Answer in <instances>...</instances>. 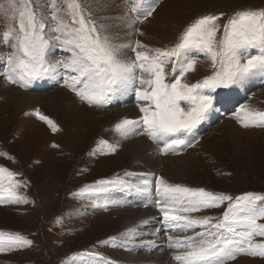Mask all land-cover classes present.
Segmentation results:
<instances>
[{"label": "rangeland", "instance_id": "374dc122", "mask_svg": "<svg viewBox=\"0 0 264 264\" xmlns=\"http://www.w3.org/2000/svg\"><path fill=\"white\" fill-rule=\"evenodd\" d=\"M33 4L38 12L49 14L48 0H33ZM81 4L86 17L95 22L102 36L112 38V43L127 45L139 40L153 51L173 47L200 17L264 8V0H81ZM153 6L155 11L144 19ZM10 15L8 0H0V35L6 30ZM61 15L69 19L65 13ZM223 19L227 20V16ZM133 21L144 35L128 27ZM123 51L127 58H135L131 50ZM10 52L7 44L0 43V71L5 70L4 58ZM71 55L55 46L47 58L55 63L67 61ZM191 55L198 59L197 67L185 80L195 84L214 69L202 54L193 51ZM171 68L169 65L166 69L170 81L175 78ZM69 74L61 67L50 76L32 81L28 88L9 84L0 76V153L4 154L0 155V168L18 174L15 179L21 186L16 191L22 197L20 203H0V232L32 241L30 246L0 251V264H176L169 237L183 239L203 229H172L156 204L150 205L141 197L129 201L127 195L133 196L136 188L126 185H137L146 176L153 181L163 177L171 185L231 196L233 199L220 207L190 214L212 217L213 223L222 219L238 197L247 193L264 195V127L244 128L236 115L242 107L264 111V84H254L257 76L211 93L227 90L221 96L212 95L216 97L213 111H217V116L213 117L211 111L198 129L186 134L189 138L194 136L186 140L191 147L180 146L177 153L163 155V146L140 135L155 147L152 155L157 165L154 171H148L127 152L132 141L120 143L115 131V125L123 119H139L142 113L137 105L145 102L138 101L135 93L129 91L117 94L106 105L90 106L64 87ZM8 90L27 95L18 102L5 94ZM231 93L235 98L228 97ZM224 99L232 101L228 107L224 106ZM69 101L75 104L68 107ZM131 108L136 110L129 114L118 112ZM37 111L51 119L59 130L53 131L41 121ZM117 144L115 152H110L108 146ZM172 162L180 166L179 172L170 168ZM4 176L7 184V173ZM102 180H123L126 185H101ZM146 195L151 196V203L157 202L155 184ZM149 206L152 209H147ZM134 210L157 212L158 245L142 246L150 235H137L136 227L128 226ZM258 223L264 224V219ZM253 243H264V237H255ZM228 264H264V257L239 254Z\"/></svg>", "mask_w": 264, "mask_h": 264}, {"label": "snow or ice", "instance_id": "6c2138e0", "mask_svg": "<svg viewBox=\"0 0 264 264\" xmlns=\"http://www.w3.org/2000/svg\"><path fill=\"white\" fill-rule=\"evenodd\" d=\"M47 7L49 14L38 12L33 0H8L11 15L6 30L0 35V43L7 44L11 52L4 58L6 68L0 71V76L9 84L28 88L32 81L50 76L62 67L70 72L64 87L90 106L106 105L117 94L132 91L138 101L145 102L137 105L142 115L137 120L123 119L115 125V131L122 139L146 135L164 145L163 155L170 151L177 153L180 146H192L181 136L193 132L213 111L212 92L242 84L254 76H264V8H243L230 14L221 12L200 17L173 47L153 51L139 40L118 45L109 36H102L95 22L86 17L81 0H48ZM153 11L155 6L145 13L144 19ZM61 12L69 19L65 20ZM225 16L227 20L223 19ZM135 25L133 21L128 27L144 35ZM55 46L70 51L71 58L49 62V50ZM124 48L134 52L135 58H127ZM193 51L205 56L214 71L202 81L190 84L185 77L196 71L198 62L191 55ZM169 65L175 77L171 81L166 71ZM236 115L244 128L264 127V111H248L242 107ZM36 116L53 131L59 130L38 111ZM118 146L108 147L110 152H115ZM4 173H7V184ZM17 175L0 168V203L22 202L16 191L21 186L15 179ZM99 183L126 185L123 180ZM153 184L158 196L156 206L170 228L182 232L203 229L183 239L169 237L176 264H228L239 254L264 257V243H253L255 237H264V224L258 223L264 219V204L260 203L264 202V195L247 193L238 197L222 219L213 223L212 217L190 214L220 207L225 201H231V196L171 185L163 177L153 181L146 176L139 184L126 186L147 193L152 191ZM31 244L32 241L19 235L0 232V251Z\"/></svg>", "mask_w": 264, "mask_h": 264}, {"label": "bare ground", "instance_id": "6f19581e", "mask_svg": "<svg viewBox=\"0 0 264 264\" xmlns=\"http://www.w3.org/2000/svg\"><path fill=\"white\" fill-rule=\"evenodd\" d=\"M257 77H256L257 79L254 80V84L257 86L263 85L264 84V76H261V77L257 76ZM0 88L1 89L3 88L1 86V84H0ZM2 92H5V91H2ZM5 94L7 96H9L10 99L11 98L17 99L18 102L23 101V99L25 98V95H27V94H24L21 92L18 95H16V94H13L12 91H9V90H8V92H5ZM45 96H47V95H45ZM228 97L235 98V94L232 95V93H231L228 95ZM222 99L223 98L221 97V101H222ZM69 102L70 103H68L69 104L68 107H72L75 104L73 101H69ZM231 102H232L231 100H225V99L223 100L224 106H227V107L229 104H231ZM221 108H222V106H221ZM221 108H217V110L221 111L222 110ZM134 110H136V108L128 109V111H118V112H119V114H127V113L129 114L130 112L132 113ZM212 112L214 114L213 117H216L217 111L214 110ZM212 112L209 113V115H211ZM196 129H198V128H196ZM184 134L186 135L187 133H184ZM118 140L120 143H124V145H126L125 143L132 141L131 144H129V146L127 145V148H126L127 152L130 155H132L133 158L137 159L140 167L142 164H144L142 166L143 169H147L148 171H154L155 170L157 162L155 161V157H153V155H152V154L156 153V152H154L155 147L153 144H151L147 140V138H144L143 136H140V135H135V136L132 135V136H129L127 139H125V141L121 137ZM158 145L164 146L162 143H159V142H158ZM170 168L176 172L180 171V166L176 162H172V164H170ZM133 190L135 191L133 196L127 195L128 198L130 199L129 201L134 200L135 198L141 197L145 202H147L150 205L156 204V201L154 202V200H153V203L150 202L151 196H147L145 192L137 191V189H133ZM147 193H150V192H147ZM153 195H155V194H153ZM147 209H152V208L149 206ZM132 214H134V217L128 221V226H133L132 228L136 227L135 232L137 235L139 233L145 234V232L148 233L147 235H150V238L149 237L146 238V240L142 243V246L149 248L151 246L154 247L155 245H158L157 242L159 241V239L155 237L156 232L158 231L155 228L156 227L155 222L158 221L157 220V212L154 210H147L145 212H142L140 210H134V212H132ZM141 229H143V231H140Z\"/></svg>", "mask_w": 264, "mask_h": 264}]
</instances>
